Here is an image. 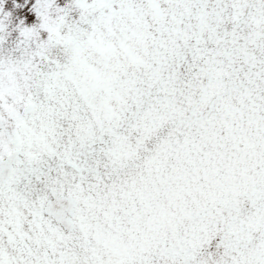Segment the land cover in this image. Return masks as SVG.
Listing matches in <instances>:
<instances>
[{"label":"snow or ice","instance_id":"obj_1","mask_svg":"<svg viewBox=\"0 0 264 264\" xmlns=\"http://www.w3.org/2000/svg\"><path fill=\"white\" fill-rule=\"evenodd\" d=\"M0 264H264V0H0Z\"/></svg>","mask_w":264,"mask_h":264}]
</instances>
